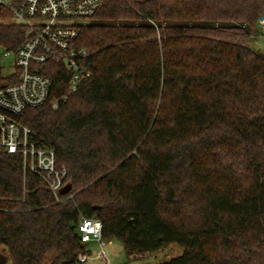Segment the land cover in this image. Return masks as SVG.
Masks as SVG:
<instances>
[{"label": "trees", "instance_id": "trees-1", "mask_svg": "<svg viewBox=\"0 0 264 264\" xmlns=\"http://www.w3.org/2000/svg\"><path fill=\"white\" fill-rule=\"evenodd\" d=\"M263 13L264 0H102L74 43L88 76L56 109L20 117L66 168L71 198L56 203L0 155L8 264H78L91 255L80 217L128 261L178 244L160 264H264V56L249 46ZM23 34L0 23V48ZM53 65L50 100L68 90Z\"/></svg>", "mask_w": 264, "mask_h": 264}, {"label": "built area", "instance_id": "built-area-1", "mask_svg": "<svg viewBox=\"0 0 264 264\" xmlns=\"http://www.w3.org/2000/svg\"><path fill=\"white\" fill-rule=\"evenodd\" d=\"M102 0H0V23H11L24 30L23 40L13 51L0 48V65L12 60L14 84L0 88V155L18 156L24 176H32L50 193L56 203L71 198V191L60 195L68 185V173L59 165L52 150L37 148L30 141L31 130L20 117L25 110L50 104L56 109L60 102L75 92L88 76L83 61L87 50L74 43L80 26L87 23L101 8ZM264 36V13L257 20ZM57 64L65 69L67 92L50 100L54 81L49 73ZM77 230L84 245L94 243L96 258L105 260L102 224L96 218L80 217ZM90 256L80 254L78 264Z\"/></svg>", "mask_w": 264, "mask_h": 264}, {"label": "rangeland", "instance_id": "rangeland-1", "mask_svg": "<svg viewBox=\"0 0 264 264\" xmlns=\"http://www.w3.org/2000/svg\"><path fill=\"white\" fill-rule=\"evenodd\" d=\"M249 46L251 49L264 56V36L258 27L251 33ZM11 64L12 60L7 59V61L1 65L0 78H8L13 74V67ZM104 242L105 247L103 250L105 253V260L98 258L92 259L96 256L99 248L94 243H89L88 248L91 251V257L85 264H160L182 255V248L178 244H170L164 249L154 252L145 258L137 259L135 261H128L124 254L123 248L118 241L111 240L110 242ZM0 250L5 251L2 247H0ZM51 259L52 256L50 255L46 258V262H50Z\"/></svg>", "mask_w": 264, "mask_h": 264}, {"label": "water", "instance_id": "water-1", "mask_svg": "<svg viewBox=\"0 0 264 264\" xmlns=\"http://www.w3.org/2000/svg\"><path fill=\"white\" fill-rule=\"evenodd\" d=\"M70 191H71V185L68 184L60 191V195H65L69 193ZM0 264H6V257L0 258Z\"/></svg>", "mask_w": 264, "mask_h": 264}, {"label": "crops", "instance_id": "crops-1", "mask_svg": "<svg viewBox=\"0 0 264 264\" xmlns=\"http://www.w3.org/2000/svg\"><path fill=\"white\" fill-rule=\"evenodd\" d=\"M5 252L3 251V250H0V258H4V257H6V254H4ZM90 257H91V255H90ZM96 258V256L95 257H93L92 259H95ZM90 259V258H89ZM6 264H8V259H7V257H6Z\"/></svg>", "mask_w": 264, "mask_h": 264}]
</instances>
